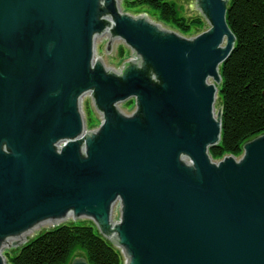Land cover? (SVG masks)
Masks as SVG:
<instances>
[{
	"label": "water",
	"instance_id": "water-1",
	"mask_svg": "<svg viewBox=\"0 0 264 264\" xmlns=\"http://www.w3.org/2000/svg\"><path fill=\"white\" fill-rule=\"evenodd\" d=\"M228 2L194 0L209 29L186 38L116 0H0V264L69 212L125 264H264V134L208 154Z\"/></svg>",
	"mask_w": 264,
	"mask_h": 264
},
{
	"label": "trees",
	"instance_id": "trees-1",
	"mask_svg": "<svg viewBox=\"0 0 264 264\" xmlns=\"http://www.w3.org/2000/svg\"><path fill=\"white\" fill-rule=\"evenodd\" d=\"M126 10L147 9L157 20L185 35L190 24L201 26L200 19L178 16L177 6L166 0H123ZM226 23L234 36V47L221 66L218 101L221 107V135L218 146L208 154L213 161L232 155L238 158L245 142L264 134V0H229ZM124 56L119 48L118 54ZM90 119L87 126H92ZM81 251L88 264H122V257L92 228L61 225L46 231L26 244L8 264H70Z\"/></svg>",
	"mask_w": 264,
	"mask_h": 264
},
{
	"label": "rangeland",
	"instance_id": "rangeland-1",
	"mask_svg": "<svg viewBox=\"0 0 264 264\" xmlns=\"http://www.w3.org/2000/svg\"><path fill=\"white\" fill-rule=\"evenodd\" d=\"M166 1H173L174 4L177 6L178 9V16L180 17H184L186 20H194V19H200L202 24L201 26H194L193 24H190V32L183 35L181 34L179 31H176L172 26L170 25H165L160 23L157 18L154 16V12L152 10H147V9H133V10H126L124 8H122V2L123 0H116V2L118 3V6H120V12L122 13H126L129 15H138V16H142L145 15L147 16V19L151 22H153L154 24H158L160 25L163 29H166L168 31H174L176 33H178L181 36H184L186 38L188 37H192L195 35L200 34L201 32L209 29L208 24L200 17V15L198 14V11L196 10L195 4H194V0H166ZM210 84H213L212 80H209ZM215 85V84H214ZM218 96V95H217ZM216 96V99H217ZM219 106V101L218 99L216 100L215 104H214V117H216V113H217V109ZM56 225V226H55ZM61 225H74V226H86V227H90L93 229V231L97 234H99L96 225L93 223V221H91L90 219H76L74 220V218L72 217V212L66 213V218L61 219V220H57L48 224H44L38 227H35L33 229L30 230L29 234H27V236H32L30 238L29 241H27L26 243L32 241L33 239H35L36 237H38L39 235H41L42 233L51 230L50 227L52 229H54L52 226L54 227H59ZM23 238V237H22ZM22 238H11V241H8V238H6L7 241L4 242L2 248H3V253L4 254H8L11 258L15 257V255L20 251V249L23 246H18L15 248H11V245L14 241H18ZM25 242V240L23 239V243ZM22 243V240H20L19 244ZM22 243V244H23ZM25 245V244H24ZM82 252L81 251H77L73 257L77 258V257H82ZM121 257H122V264H125V257L124 254L121 252ZM6 264H8L6 262Z\"/></svg>",
	"mask_w": 264,
	"mask_h": 264
},
{
	"label": "flooded vegetation",
	"instance_id": "flooded-vegetation-1",
	"mask_svg": "<svg viewBox=\"0 0 264 264\" xmlns=\"http://www.w3.org/2000/svg\"><path fill=\"white\" fill-rule=\"evenodd\" d=\"M190 31H188L187 33H189ZM105 43H106V40L104 41ZM104 48H105V45H104ZM113 50H114V46L112 47V51L110 52V54H112V52H113ZM103 51H104V49H103ZM105 53V52H104ZM110 54H106L105 53V55H110ZM128 56H131V53L129 52V55ZM127 60H129V57L128 58H126L125 57V54H124V56L123 57H120L119 58V64L117 65V69H115V70H119L120 69V71H121V67H122V64H123V62H125V61H127ZM103 61V60H102ZM103 63H104V61H103ZM105 65V64H104ZM106 66V65H105ZM107 67V66H106ZM111 68V67H110ZM120 71H117V72H120ZM87 97H88V102H87V104L84 106V108H85V112H86V116H85V126H86V130H90V129H94L95 127H97L98 126V124H99V117L97 116V120H98V122L95 124V123H93L92 121V126H87V120L88 119H90L88 116H89V114L91 113V111H94V109H93V107L91 106V104H90V101H89V96H88V94L86 95ZM130 103H132V107H133V109H134V102L132 101V100H130V102H127V104H130ZM126 104H120V105H118V107H119V109L122 111V109H123V107L125 106ZM133 109H131V111L133 110ZM130 111V112H131ZM82 113L84 114V112H83V110H82ZM91 122H89V124L91 123Z\"/></svg>",
	"mask_w": 264,
	"mask_h": 264
},
{
	"label": "bare ground",
	"instance_id": "bare-ground-1",
	"mask_svg": "<svg viewBox=\"0 0 264 264\" xmlns=\"http://www.w3.org/2000/svg\"><path fill=\"white\" fill-rule=\"evenodd\" d=\"M8 241H11V239H8Z\"/></svg>",
	"mask_w": 264,
	"mask_h": 264
}]
</instances>
